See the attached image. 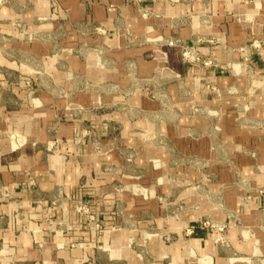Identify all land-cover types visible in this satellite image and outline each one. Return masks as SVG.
I'll return each mask as SVG.
<instances>
[{
	"label": "crops",
	"instance_id": "1",
	"mask_svg": "<svg viewBox=\"0 0 264 264\" xmlns=\"http://www.w3.org/2000/svg\"><path fill=\"white\" fill-rule=\"evenodd\" d=\"M32 2L46 41L22 44L21 65L0 59L8 68L0 75V264H148V253L185 264L189 248L201 264H251L247 255L259 243L264 254V196L247 206L243 200L264 187V95L250 91L260 85L264 59L253 48L240 50L252 34L264 35V0ZM184 48L214 65L185 62ZM244 59L257 79L243 75ZM17 69L33 73V91L9 77ZM73 73L79 80L68 79ZM75 104L88 113L58 124L57 116ZM87 122L109 155H95L93 146L75 139ZM105 122L119 125L116 138L104 139ZM126 150L132 161L122 156ZM189 157L213 171L216 193L224 189L222 203L231 210L226 214L242 217L255 239L240 240L248 230L231 227L232 252L211 234L185 240L179 226L169 228L178 236L170 244L141 237L148 214L164 209L148 203V172L168 192L163 169ZM110 164L112 174L102 172ZM119 184L143 189L119 192ZM91 191L118 195L125 207L126 227L104 243L83 239V231L77 240L72 212L49 207L51 199L69 205L73 194L86 198ZM224 211L210 205L209 216L222 221ZM191 214L194 220L200 211ZM158 225L165 230L163 219ZM137 232L131 247L128 237Z\"/></svg>",
	"mask_w": 264,
	"mask_h": 264
},
{
	"label": "rangeland",
	"instance_id": "2",
	"mask_svg": "<svg viewBox=\"0 0 264 264\" xmlns=\"http://www.w3.org/2000/svg\"><path fill=\"white\" fill-rule=\"evenodd\" d=\"M33 0H0V59L21 65L22 61L25 60L23 56V45L26 44L31 46L34 39L39 41H46L40 39V33L38 32L42 25L39 20L33 21ZM98 30V29H97ZM26 45L24 47H26ZM246 48H253L260 53L264 59V35L252 34L245 45L240 47V50L245 52ZM184 48L182 50V58L185 62L196 63L205 67L214 65L213 61L200 54L197 50L190 48L193 51L192 55L195 58H185L183 56ZM33 62L32 59L30 58ZM245 64H240L241 68L244 69L243 75H245L250 81L257 79V72L247 62L248 59H244ZM27 62V61H26ZM1 63V60H0ZM93 63H97L96 56L94 57ZM8 68L0 64V75L5 72ZM9 77L12 80H20L25 83L26 90L33 91L35 80L33 73L22 71L21 69L13 70ZM261 80L258 87H252L250 91L252 93H261L264 95V75L259 76ZM69 80H79V74L73 73L68 76ZM211 92H215L217 95L221 94V90L215 88L212 85H207ZM88 108L81 104L70 105L66 112L57 116V123L61 124L64 122H73L83 118L88 113ZM194 111H197L194 108ZM84 128L75 134V139L79 142H85L94 148L95 155L107 156L110 151H105L102 147V140L96 132L93 124L87 122L83 124ZM110 125L105 122L104 132L107 133V137L104 139H112L117 137L120 132L119 125ZM114 134V135H112ZM57 146V143H55ZM126 161L133 160V154H130L128 150L121 153ZM172 154V153H171ZM175 158H178L177 153H173ZM192 156V155H191ZM175 160V159H174ZM183 165L176 164V160L171 159L169 168L163 169L167 174V183H165L168 192L164 191L162 185L157 183V177H150L148 172V203L154 202L159 208L163 207V214L156 215L154 213L148 214V233L141 236L148 243L152 240H162L168 244L176 241L178 236L171 232L169 228L172 226H179L185 240H190L193 236L200 233L211 234L215 236L216 245L222 249H228L232 251V244L229 238V229L244 228L246 229L245 221L242 217L236 214H226L231 211L221 199L224 189L220 191L215 189L214 173L206 166L198 167L193 164V158H184ZM112 164L103 168L104 173L112 174ZM150 171V170H149ZM154 172L160 174V169H154ZM127 174V173H123ZM96 177V176H94ZM239 180H242L240 177ZM218 180V178L216 179ZM166 181V180H165ZM239 183V182H238ZM137 186V192L143 189L142 184H134ZM131 184H119L116 185L117 191H129L133 190L134 187ZM236 186V185H235ZM133 188V189H132ZM162 189V190H161ZM108 193H96L91 191L89 197L80 198L76 193L73 194V200L69 205L64 204L61 199H51L49 207L52 208H65L72 212L73 218L71 225H73L74 235L77 240L80 239L81 233H85L83 237L88 238L89 241L97 242L98 240L104 243L105 240L110 241L114 232L126 227V217L124 214L125 207H121V200L119 201L118 195L116 197H108ZM256 195L264 196V187H260L252 193L246 192L244 195V204L247 206L251 202L254 203V197ZM181 198H178V197ZM193 197L195 199L193 200ZM120 203V207H119ZM213 209H227L224 211L226 217L225 220L216 221L209 216V208ZM222 205V208H221ZM250 207V206H249ZM260 210L264 212V206L260 207ZM199 212L200 214L192 220L193 212ZM53 219V216H45L44 222L49 223ZM159 219H163L165 224V230H161L159 227ZM243 220V221H242ZM193 221V222H189ZM70 226V225H69ZM168 226V228H167ZM71 227V226H70ZM135 228V227H133ZM166 229L169 231L165 232ZM69 230V228H68ZM240 234V240L255 239L256 233L250 229ZM78 233V235H77ZM136 234L134 233L129 238L130 246L133 247L135 244ZM80 241V240H79ZM78 244V243H73ZM233 252V251H232ZM235 257L242 256L241 254L234 253ZM251 264H264V254L260 247V243L255 246L253 253L247 255ZM202 257L193 253L192 249L189 248L188 257L183 261L188 264H201ZM171 257H153L148 253V264H159V263H171Z\"/></svg>",
	"mask_w": 264,
	"mask_h": 264
},
{
	"label": "built area",
	"instance_id": "3",
	"mask_svg": "<svg viewBox=\"0 0 264 264\" xmlns=\"http://www.w3.org/2000/svg\"><path fill=\"white\" fill-rule=\"evenodd\" d=\"M192 53H193V51H191V50H189V49H185V51L183 52V56H184L185 58H190V57L195 58V56L192 55Z\"/></svg>",
	"mask_w": 264,
	"mask_h": 264
}]
</instances>
